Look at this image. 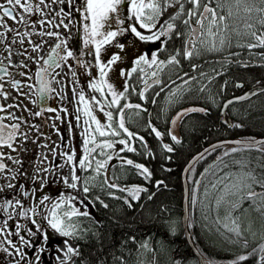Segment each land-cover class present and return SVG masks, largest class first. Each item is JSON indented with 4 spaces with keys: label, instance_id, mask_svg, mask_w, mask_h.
I'll return each instance as SVG.
<instances>
[{
    "label": "snow or ice",
    "instance_id": "obj_1",
    "mask_svg": "<svg viewBox=\"0 0 264 264\" xmlns=\"http://www.w3.org/2000/svg\"><path fill=\"white\" fill-rule=\"evenodd\" d=\"M127 36L154 47L124 65ZM232 66L264 68V0H0V264H45L50 256L55 264H130L125 251L130 256L137 244L141 256L152 255L136 264H158L147 240L129 235L118 248L115 236L105 244L82 223L93 221L97 204L109 208L106 199L134 209L167 189L134 157L172 161L184 143L177 126L191 114L209 115V102L226 117L225 129L245 128L228 113L264 97V79L217 104V96L245 88L235 74L223 79ZM52 98L57 107L48 105ZM149 104L159 107L155 119L166 117L167 128L154 123ZM46 124L58 141L44 133ZM233 135L239 138L203 148L182 173L191 185L185 232L199 252L196 264L217 261L189 232L194 217L205 222L210 243L239 250L228 264H264V135ZM29 143L46 150L34 154L31 171L22 155ZM160 170L173 171L167 164ZM130 175L142 182H126ZM50 186L58 187L55 195L45 191ZM167 225L175 236V222ZM48 230L60 238L56 246ZM86 238L95 245L87 255L78 243Z\"/></svg>",
    "mask_w": 264,
    "mask_h": 264
},
{
    "label": "trees",
    "instance_id": "obj_2",
    "mask_svg": "<svg viewBox=\"0 0 264 264\" xmlns=\"http://www.w3.org/2000/svg\"><path fill=\"white\" fill-rule=\"evenodd\" d=\"M167 53L162 54L166 56ZM238 78H242L245 83V88L229 90L224 93L223 96H217V104H222L225 98L233 95H237L252 87L256 80L264 79V68L255 67L251 70H239L232 66V70L229 74L225 75L223 79H231L233 75ZM212 91L215 93L216 87L212 86ZM163 95V94H162ZM161 103L163 101L161 100ZM183 105H190L192 101H183ZM199 105H203L204 101L198 102ZM249 104L254 105L251 114L245 113V109ZM211 112L205 116L201 113H194L180 123V137L184 141L182 145H177V151L172 154V161H164L161 158L156 160L145 161L140 157H134L139 162L146 163L147 166L154 170L156 179H164L168 184V188L158 192L157 196L152 201L145 200L143 206H137L134 209H129L122 205L121 201L106 199L109 203V208L104 209L99 204L93 208V221L89 222L84 220L82 227L90 228L93 232L99 231L103 237L105 244H110L113 241V236L116 238L117 247L121 241L127 240L129 235H135L137 241L147 240L150 245L157 249L155 253L158 259V264H172V260H183L184 264H196L197 258L192 253L188 243L186 242L185 233L181 226L180 217L182 214V198L183 187L181 172L184 164L187 160L196 152L201 150L209 143L227 137L234 136V132H241L244 136H261L264 135V97H252L250 101H242L232 106L233 110L228 113L236 122L238 118H243L245 121V128L242 130H228L223 127V120L221 110L215 105H211ZM152 111L154 123H156L162 130L167 128L168 125L164 123L166 117H162L161 120H156V114L160 111L157 105L148 106ZM180 108V105H175L169 108L167 116L171 117ZM238 114H242L238 117ZM150 143L155 141L149 138ZM165 142H169L167 137ZM159 151V149H157ZM161 164H167L173 169L171 173L162 172L160 170ZM202 164V162H201ZM198 164L196 171L201 172L202 166ZM126 182L138 183L142 182L138 177L130 175ZM191 187V185H190ZM167 211H164V209ZM196 219V226L190 229L191 232L196 233L201 237V249L205 251L207 255L214 258L217 263L219 261H229L238 254L239 250L230 246L213 245L209 240L204 237V232L207 229L202 225L205 223L202 219ZM95 221H100L96 223ZM174 221L176 225V235L170 234L167 222ZM118 222V224H117ZM91 235V234H89ZM212 233H209L211 236ZM94 239V238H93ZM93 239H84L79 241L82 252L87 255L88 252L94 250L95 245ZM137 245H133L132 254L129 256L127 251L125 255L128 256L130 264H136L137 259L142 258L145 261L151 258L152 253H145L141 256L140 253L135 251L138 248Z\"/></svg>",
    "mask_w": 264,
    "mask_h": 264
},
{
    "label": "flooded vegetation",
    "instance_id": "obj_3",
    "mask_svg": "<svg viewBox=\"0 0 264 264\" xmlns=\"http://www.w3.org/2000/svg\"><path fill=\"white\" fill-rule=\"evenodd\" d=\"M121 39L126 44L124 65L130 64L131 61L136 56H138L139 54H141L143 52L151 51L152 48L154 47L151 44H146V43H143V42H138V41L135 40L134 37H131V36L123 37ZM124 39H125V41H124ZM110 51H116V49H110ZM162 58H163V56H162ZM124 65H121V66H124ZM112 79H113V81L117 85H119L120 78H119L117 72L112 73ZM82 83H84V80H82ZM246 90L247 89H245L244 91H242L239 94L244 93ZM239 94H237V95H239ZM134 100H135V98H134ZM25 102L27 103V101H25ZM58 103H59V101L56 98H52V99H50L48 101V105L51 106V107H57L58 106ZM68 106L71 107L70 105H68ZM29 107H32V105L29 104ZM149 111L152 113V111L150 110V108H149ZM101 119H103V117H101ZM35 122L37 124H39V123H41V119H37ZM63 130H64V126H61V131H63ZM43 131H44V133L46 135L51 136V140L52 141H58V137L55 135L54 132H52L51 127H50V124H46L43 127ZM41 143H44V141L41 140ZM76 144L79 145V137H77ZM28 147L31 149V151L29 153H22V155H26L28 157V159L25 161V167H28L29 168V171H31L30 161L33 159L34 154L37 153V152H39V151H46V150L45 149H37V146L34 145V144H31V143H29ZM49 159H51V156H49ZM5 162L10 164V162H8V161H5ZM211 162H212L211 161V157H209V159H208L207 162H202V164H201L202 170H203V167H207L208 164L211 163ZM21 182H23V179L22 178H21ZM45 191L48 192V193H51L52 195H55L58 192V187L57 186H50L49 188L45 189ZM92 210L93 209H91V211ZM48 231H49V235L51 237V241H50L51 244L53 246H56L58 244L60 238L57 235L53 234L51 232V230H48ZM45 264H55L54 258H52L50 256L47 259V261L45 262Z\"/></svg>",
    "mask_w": 264,
    "mask_h": 264
},
{
    "label": "water",
    "instance_id": "obj_4",
    "mask_svg": "<svg viewBox=\"0 0 264 264\" xmlns=\"http://www.w3.org/2000/svg\"><path fill=\"white\" fill-rule=\"evenodd\" d=\"M249 90V89H248ZM247 90V91H248ZM244 94V93H243ZM241 94V95H243ZM239 96V95H238ZM232 97L228 98V99H231ZM225 102V101H224ZM186 106H191V105H186ZM200 106V105H199ZM175 114V113H174ZM174 116V115H173ZM226 117L224 115H222V119L224 120ZM176 132L180 135V124L177 126L176 128ZM233 138H239V137H231V138H222V139H218V140H215L211 143H209L208 145H206L205 147H208L209 145L213 144V143H216L220 140H223V139H233ZM203 147V148H205ZM203 148L201 150H199L198 152L202 151ZM198 152L194 153L188 160L187 162L185 163V165L183 166V169H182V172H181V178H182V187H183V198H182V214H181V217H180V222H181V226L183 228V231L185 233V238H186V241L190 247V249L192 250L193 254L196 256L197 258V261L199 260V252L194 248L192 247V242H191V237L189 236L188 232H185V227H186V222L188 220V216H189V212H188V200H187V189L190 188L189 184H186L184 182V178L182 176V173L185 169V167L190 163V161L193 159L194 156H196L198 154ZM189 232H190V229H189ZM217 264H228V261H221Z\"/></svg>",
    "mask_w": 264,
    "mask_h": 264
},
{
    "label": "rangeland",
    "instance_id": "obj_5",
    "mask_svg": "<svg viewBox=\"0 0 264 264\" xmlns=\"http://www.w3.org/2000/svg\"><path fill=\"white\" fill-rule=\"evenodd\" d=\"M124 41H125V39H124Z\"/></svg>",
    "mask_w": 264,
    "mask_h": 264
}]
</instances>
